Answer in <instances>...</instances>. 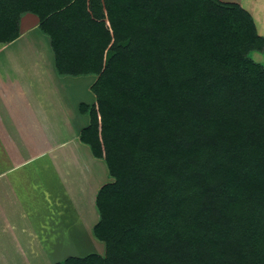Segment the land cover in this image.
<instances>
[{
  "label": "trees",
  "instance_id": "trees-1",
  "mask_svg": "<svg viewBox=\"0 0 264 264\" xmlns=\"http://www.w3.org/2000/svg\"><path fill=\"white\" fill-rule=\"evenodd\" d=\"M34 14L58 74H92L79 140L104 253L53 264H264V48L222 0H0V43Z\"/></svg>",
  "mask_w": 264,
  "mask_h": 264
},
{
  "label": "crops",
  "instance_id": "crops-1",
  "mask_svg": "<svg viewBox=\"0 0 264 264\" xmlns=\"http://www.w3.org/2000/svg\"><path fill=\"white\" fill-rule=\"evenodd\" d=\"M222 1L237 2L242 6L238 0ZM37 24L38 19L34 14H24L19 23V36L6 44L0 43V241L4 237L10 243L13 242L19 254V259L14 262L21 263L24 260L25 264H31V254L38 252L36 256H41L47 239L45 231H58L56 216L69 207L70 202L74 204L76 194L81 196L83 193L86 199L90 194L86 186L93 181L88 169L91 161L81 158L82 149L74 139L77 137L79 140V131L88 120L79 126L78 134L74 132V136L53 141L49 138L54 130H51L52 117L39 115L38 111L40 106L46 111L48 106L63 97L61 94L73 101L69 105L75 110H78L77 101L91 103L94 97L92 101H86L76 95V83L80 84L75 79L77 76L66 80L56 75L49 37H44L47 35L39 30ZM25 45L30 48L33 61L31 67L23 70L20 48ZM53 82L57 86H70V91L57 90ZM89 82L91 85L93 81ZM71 151L74 157L78 155L83 164L71 156ZM76 166L81 168L77 178L75 176L79 172H74ZM99 187H96L95 194ZM92 193L90 198H95ZM90 210L89 223L82 224L84 231L89 229L92 234L98 213L96 218L94 209L90 207ZM37 222L41 224L40 231ZM84 239L87 243L90 241L85 247L92 248V243H95L93 248L96 252L104 253L102 241L92 235L89 239L84 235ZM4 248L6 250V245L0 242V249ZM5 250H0V264L6 263Z\"/></svg>",
  "mask_w": 264,
  "mask_h": 264
},
{
  "label": "rangeland",
  "instance_id": "rangeland-1",
  "mask_svg": "<svg viewBox=\"0 0 264 264\" xmlns=\"http://www.w3.org/2000/svg\"><path fill=\"white\" fill-rule=\"evenodd\" d=\"M242 3V6L251 14L255 25L257 32L264 36V0H238ZM44 35V34H43ZM48 39V36H44ZM23 42V41H22ZM24 43V42H23ZM22 52L21 60L23 70L27 69V67H31L33 56L30 48L28 45L23 46L20 48ZM52 50V49H51ZM249 55L256 61L260 62L262 65H264V48L262 50H252L250 51ZM15 65V63H13ZM18 64V63H17ZM56 75L60 77V79H71L75 78L76 76H67V75H60L55 71ZM95 76L92 74H85V75H79L75 79L76 81H79L80 84L76 83V89L78 96L88 100H93V93L91 92L89 85L90 80H94ZM55 88L61 89V91H70V86L68 87L55 84L53 82ZM63 88V89H62ZM35 91V89H33ZM52 91V89H51ZM55 92V90H53ZM80 93V94H78ZM63 96V97H62ZM61 97L59 100L55 101L52 105L48 106L46 108V111H43V106L39 107V115L43 114V116L46 114L47 117H52V126L51 130L52 135L49 137L53 141H59L61 139H67L70 136H74V132L78 134L79 126L82 124H85L88 120V115L76 112L78 110L73 109L69 104H73L72 100H69L67 95L64 97L63 94H61ZM88 98V99H86ZM82 99V100H83ZM82 101H77L76 107H78V103ZM46 122H48L46 120ZM73 124H76L73 126ZM48 130H50V127H47ZM77 130V131H75ZM65 133V134H64ZM75 142L79 145V147L82 149L80 150L81 158L88 160L90 159L91 164L89 163V171L92 173V180L90 183L88 182L86 188H89L90 194H88V197L85 199L83 197V193L81 196L78 194L75 195V201L74 204L70 202L69 207H66L65 210L60 214L57 215L56 218L59 221L58 225V231L54 232L49 231L47 229L45 231L44 236L47 238L45 240V246L43 249V252L41 256H36L38 254L32 255V259H30L32 262L31 264H53L54 262L58 260H62L65 257L69 255H85L91 252H96L94 249L95 243H92V248H87L85 245H89L84 239V235L87 236L89 239L91 234L90 230H85V227L82 224L83 222L85 224H88L91 218V210L90 207H92L93 212L95 213V217L97 218V210L94 206V198H90L91 192L93 191L92 195L95 194V189L97 186L110 181L112 178L108 175L107 168L105 165V162L102 159L96 158L93 155L90 154L89 146L85 145L81 141L78 140L77 137H74ZM84 145V147L82 146ZM71 149V148H70ZM74 152L71 151V156L77 160V162H81L78 158V155L74 157ZM76 154V153H75ZM91 155V156H89ZM90 157V158H89ZM82 163V162H81ZM83 164V163H82ZM81 168H75L74 172H79ZM80 172L75 178L79 177ZM89 178V176H88ZM87 178V181L89 179ZM91 201V202H90ZM95 218V219H96ZM93 221V217L91 219V222ZM53 224V223H52ZM37 228L40 231V222H37ZM55 226V225H54ZM88 227V226H86ZM49 231V232H47ZM47 232V233H46ZM94 237V236H93ZM56 239L58 240V246L56 245ZM64 241L65 244H62ZM94 241V240H93ZM2 244L6 245V250L4 252L6 253V263L5 264H25L24 260L21 263L14 262L16 259H19V254L15 251L13 242L10 243V241L7 238L2 237ZM101 243V242H100ZM2 247V246H1ZM94 247V248H93ZM97 249V246H96ZM99 250V249H97ZM98 253V251L96 252ZM11 254V256H9Z\"/></svg>",
  "mask_w": 264,
  "mask_h": 264
}]
</instances>
